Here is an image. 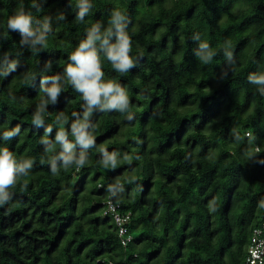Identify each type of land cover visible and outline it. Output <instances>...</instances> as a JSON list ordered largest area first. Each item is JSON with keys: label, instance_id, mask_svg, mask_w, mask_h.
Returning <instances> with one entry per match:
<instances>
[{"label": "trees", "instance_id": "16d2710c", "mask_svg": "<svg viewBox=\"0 0 264 264\" xmlns=\"http://www.w3.org/2000/svg\"><path fill=\"white\" fill-rule=\"evenodd\" d=\"M89 2L80 22L79 0H0V147L33 161L0 205V264H245L264 217V95L249 80L264 73V0ZM21 4L38 33L47 18L44 46L8 28ZM113 9L129 21L135 67L116 72L95 46L104 79L130 103L103 108L102 98L89 113L65 67ZM201 42L214 53L207 63ZM53 77L54 103L42 92ZM80 124L88 148L74 135ZM105 150L116 153L106 165ZM111 192L132 212L127 246L104 214Z\"/></svg>", "mask_w": 264, "mask_h": 264}, {"label": "clouds", "instance_id": "9594fccd", "mask_svg": "<svg viewBox=\"0 0 264 264\" xmlns=\"http://www.w3.org/2000/svg\"><path fill=\"white\" fill-rule=\"evenodd\" d=\"M91 8L92 4L89 0H79V11L76 19L83 22ZM60 19H64V16L61 15ZM128 23L129 21L122 11L119 9L111 10L110 26L105 32L103 34L99 33V23L93 24L92 27L87 30V38L79 42L78 46L68 58L69 62L65 67L66 76L75 89L83 94L82 99L88 106L89 113L92 107L102 103V98L103 108H117L123 111L129 107L130 101L125 88L113 79H104L100 58V50H103L104 57L110 62L113 69L121 74L135 67L133 58L130 56L132 41L126 30ZM113 27L116 29V42L114 44H109L108 38L112 35ZM8 28L13 31L18 30L23 37H32L33 46H44L46 44L47 33L49 32L47 18L45 19L44 30L38 33L37 30L33 29L31 15L24 11L23 4H21L14 11L13 15L9 17ZM97 41H100V50L95 46ZM23 42L22 40L21 43ZM198 55L201 61L207 63L212 59L214 53L209 48L208 43L201 42ZM227 55L231 57L232 53L228 52ZM53 80L54 82L50 87H42V92H46L54 103L61 88L59 84L55 82V77H53ZM249 80L261 86L259 91L261 95H264V73L255 77L249 76ZM44 103H47V101H44ZM89 113H86V117ZM128 119H132V117L129 116ZM35 122H41L40 118L37 117ZM85 127V124H80L78 126L74 125L73 131L76 140L85 148H88L94 143V139L89 138L88 134L84 131ZM48 131H50V128ZM18 133H20L19 126L10 131H5L3 133V139L9 140ZM248 135L249 137L251 136L250 133ZM57 139L63 141L65 139L64 134H59ZM115 155L116 153L114 152L109 155L105 150V165L109 160L114 162ZM63 159L64 165L67 166L72 162L73 157L69 155ZM52 163V172L55 174L57 168L55 167L54 161ZM77 163L82 167L85 161L82 158L77 161ZM32 164L33 161L31 159L18 164L14 153L11 152L8 147H0V205H4L11 199L7 190L16 185L18 178L17 174L19 173L22 174V176H27L28 170L32 168ZM210 210L214 211L215 209L211 208Z\"/></svg>", "mask_w": 264, "mask_h": 264}, {"label": "built area", "instance_id": "2783aa9c", "mask_svg": "<svg viewBox=\"0 0 264 264\" xmlns=\"http://www.w3.org/2000/svg\"><path fill=\"white\" fill-rule=\"evenodd\" d=\"M256 150L259 151L260 147H256ZM104 214L112 217L121 243L127 246L133 240V235L130 233L129 228L132 212L124 211L121 203L114 198L111 192L105 201ZM245 264H264V217L261 223L252 231Z\"/></svg>", "mask_w": 264, "mask_h": 264}]
</instances>
